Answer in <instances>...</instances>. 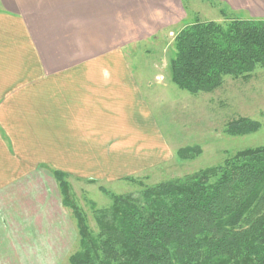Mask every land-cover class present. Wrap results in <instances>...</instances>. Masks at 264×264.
<instances>
[{
  "label": "crops",
  "instance_id": "crops-1",
  "mask_svg": "<svg viewBox=\"0 0 264 264\" xmlns=\"http://www.w3.org/2000/svg\"><path fill=\"white\" fill-rule=\"evenodd\" d=\"M180 1L0 0V264H52L72 242L52 169L115 181L170 162L128 51ZM208 2L264 21V0Z\"/></svg>",
  "mask_w": 264,
  "mask_h": 264
},
{
  "label": "trees",
  "instance_id": "trees-1",
  "mask_svg": "<svg viewBox=\"0 0 264 264\" xmlns=\"http://www.w3.org/2000/svg\"><path fill=\"white\" fill-rule=\"evenodd\" d=\"M211 6L226 24L195 20L185 26L169 62L171 83L192 97L264 70V21L234 18ZM259 126L237 117L223 133L243 137ZM189 152L176 154L183 159ZM55 177L60 183L61 176ZM136 178L123 181L140 185ZM143 187L139 199L117 197L103 212L96 244L79 226L81 251L69 264H264V146L237 152L215 168Z\"/></svg>",
  "mask_w": 264,
  "mask_h": 264
},
{
  "label": "rangeland",
  "instance_id": "rangeland-1",
  "mask_svg": "<svg viewBox=\"0 0 264 264\" xmlns=\"http://www.w3.org/2000/svg\"><path fill=\"white\" fill-rule=\"evenodd\" d=\"M176 19L151 41L128 51L138 75L150 76L154 116L172 151V159L134 177L139 183L123 180H79L52 169L60 194L64 218L72 227V242L56 255L52 264H69L68 259L81 251L79 226L86 227L87 240L96 244L98 221L108 212L117 197L139 199L143 186L152 187L170 180L191 176L222 165L237 152L264 146V70H256L246 82L226 79L222 90L192 97L170 81L169 62L174 55L178 33L195 20L225 25L208 0H181ZM237 117L258 123L259 129L247 136H226L224 125ZM191 149L181 159L177 152ZM59 175L60 183L56 179ZM135 180V179H134Z\"/></svg>",
  "mask_w": 264,
  "mask_h": 264
}]
</instances>
